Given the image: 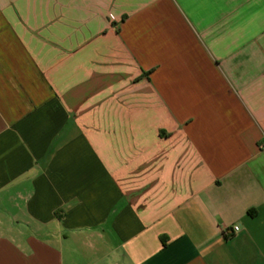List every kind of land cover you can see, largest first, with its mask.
I'll return each instance as SVG.
<instances>
[{
  "label": "crops",
  "instance_id": "0c3cea01",
  "mask_svg": "<svg viewBox=\"0 0 264 264\" xmlns=\"http://www.w3.org/2000/svg\"><path fill=\"white\" fill-rule=\"evenodd\" d=\"M263 144L264 0H0V264H264Z\"/></svg>",
  "mask_w": 264,
  "mask_h": 264
},
{
  "label": "built area",
  "instance_id": "2783aa9c",
  "mask_svg": "<svg viewBox=\"0 0 264 264\" xmlns=\"http://www.w3.org/2000/svg\"><path fill=\"white\" fill-rule=\"evenodd\" d=\"M263 146H264V144H263ZM239 226L238 225H235L234 227H232L231 229H228L227 230V235L228 236H232L233 235V233H235L236 231H238L239 230Z\"/></svg>",
  "mask_w": 264,
  "mask_h": 264
}]
</instances>
